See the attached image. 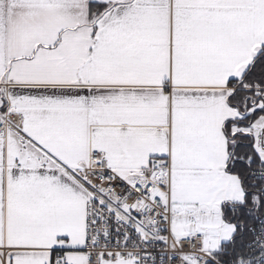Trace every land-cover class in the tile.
<instances>
[{"label": "snow or ice", "instance_id": "6c2138e0", "mask_svg": "<svg viewBox=\"0 0 264 264\" xmlns=\"http://www.w3.org/2000/svg\"><path fill=\"white\" fill-rule=\"evenodd\" d=\"M0 264H264V0H0Z\"/></svg>", "mask_w": 264, "mask_h": 264}]
</instances>
